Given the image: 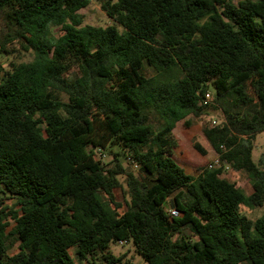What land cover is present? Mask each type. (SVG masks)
<instances>
[{"label":"trees","instance_id":"1","mask_svg":"<svg viewBox=\"0 0 264 264\" xmlns=\"http://www.w3.org/2000/svg\"><path fill=\"white\" fill-rule=\"evenodd\" d=\"M97 1L105 26L90 0H0V54L31 56L0 66V264H129L120 242L146 264H264V215L242 213L264 207V0ZM213 109L202 138L248 193L170 159L175 124Z\"/></svg>","mask_w":264,"mask_h":264},{"label":"rangeland","instance_id":"2","mask_svg":"<svg viewBox=\"0 0 264 264\" xmlns=\"http://www.w3.org/2000/svg\"><path fill=\"white\" fill-rule=\"evenodd\" d=\"M115 1V0H112ZM232 2L236 3L240 0H231ZM80 14L83 16V23L92 25V26H105L108 24V19L104 15V13L101 11L99 2L97 0H90L89 6L85 8L84 10L80 11ZM59 32L57 28H52V35L58 36ZM31 60V56L29 54H17L13 53L12 55L5 56L3 54H0V66L3 67L4 69L8 68V64L10 62H28ZM145 74L150 76L152 75V71L146 70ZM209 92L214 94L216 91L213 87H209ZM221 119V115L216 111V110H210L209 116L203 117L201 119H196V120H191L190 121V126L186 127L184 125V121H181L178 123L179 126V134L177 137L174 138L175 143L174 145H177L179 149L175 150L176 153V158L180 161H187V163H195L196 159H201L204 161V164L210 163L214 159V152L211 151L205 140L202 138V130L205 126H210L211 121L215 120L216 122H219ZM188 120V118L186 119ZM177 126V125H176ZM180 138L185 142V145L189 149V156L185 155V152L182 151L180 148ZM193 141H197L202 145L204 150H206L207 156H202L197 154L194 149H193ZM252 144L254 146L253 150V160L256 163H260L264 159V131L258 133L254 140L252 141ZM115 151H117L115 149ZM113 156L107 151L103 156L99 155L97 156V159L104 162V163H111L112 162ZM175 158V155L173 156V161L177 166H179L181 169L184 171L185 168L182 166ZM208 162V163H207ZM186 164V163H184ZM204 164L200 167L196 165V167H193L190 169L189 173L196 174L198 170L204 167ZM205 165V166H206ZM131 171L134 173H137V168L127 166ZM228 181L235 183L241 190H243L244 193H248V186L250 184V180L248 176L245 173H238V172H233L230 170L229 173H226L224 176ZM122 183V188L114 190V198L117 202H119L122 205V210L125 209V201H128V195L126 192L124 180L120 179ZM11 201H4L3 205H10ZM171 206V201L168 200L166 203V208ZM242 213L246 215L249 219L254 220L262 215H264V207L254 209L253 211L247 210V209H242ZM110 252L114 256H120V255H125V259L129 261V264H146L145 261L142 259L141 256H139L137 253L134 252L133 250V245L129 242L124 245L120 244H111L109 246ZM14 253V250H11L9 254Z\"/></svg>","mask_w":264,"mask_h":264},{"label":"crops","instance_id":"3","mask_svg":"<svg viewBox=\"0 0 264 264\" xmlns=\"http://www.w3.org/2000/svg\"><path fill=\"white\" fill-rule=\"evenodd\" d=\"M181 122V121H180ZM178 123L179 122H177L176 124H175V126H174V128L172 129V131H171V137H172V146H171V152H172V155L170 156V159L173 161V156L175 155V158H176V153H175V150L176 149H179V147H177V145H174V143H175V140H174V138L175 137H177L178 135H180L179 134V126H178ZM177 125V126H176ZM179 137V136H178ZM180 148L182 149V151L183 152H185V155L186 156H189L190 157V155H189V149H188V147L185 145V142L183 141V140H181V138H180ZM194 149V148H193ZM195 151V150H194ZM196 152V151H195ZM197 153V152H196ZM198 154V153H197ZM200 155V154H199ZM203 156V155H202ZM204 156H207V154L206 155H204ZM176 160L182 165V166H184V168H185V170L186 171H184L183 169V171H184V173L186 174V175H189V176H192V177H196L197 176V174L199 173V171L200 170H202L203 168H205V165L206 164H204L205 162L204 161H206V159H204V160H201V159H196V162L195 163H187V161H185L184 160V162L183 161H179L177 158H176ZM174 162V161H173ZM175 163V162H174ZM184 163H186V164H184ZM208 163V162H207ZM204 164V167L203 168H201L200 170H198L197 171V173L196 174H192V173H189V171H190V169H192L193 167H196V165H198V167H200V166H202Z\"/></svg>","mask_w":264,"mask_h":264},{"label":"built area","instance_id":"4","mask_svg":"<svg viewBox=\"0 0 264 264\" xmlns=\"http://www.w3.org/2000/svg\"><path fill=\"white\" fill-rule=\"evenodd\" d=\"M213 100V95L212 93H210L209 91L205 92L202 99H201V103L203 105H206L208 103H211ZM218 124V122H216L215 120H212L211 121V126H216ZM207 169L209 170H213V169H221L222 170V173L223 174H226V173H229L231 168L228 164L222 162L219 158V156H215L214 159L208 163L206 166H205ZM134 168H137L136 165H134ZM166 211L167 213L173 217V218H176L178 217V212L177 210H175L172 206L166 208ZM122 243L120 242V245Z\"/></svg>","mask_w":264,"mask_h":264}]
</instances>
